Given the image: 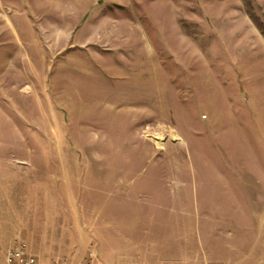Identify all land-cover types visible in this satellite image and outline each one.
Listing matches in <instances>:
<instances>
[{
  "label": "rangeland",
  "instance_id": "1",
  "mask_svg": "<svg viewBox=\"0 0 264 264\" xmlns=\"http://www.w3.org/2000/svg\"><path fill=\"white\" fill-rule=\"evenodd\" d=\"M0 161L65 196L80 264L141 262L143 232L100 224L115 197L185 208L188 249L257 239L264 0H0Z\"/></svg>",
  "mask_w": 264,
  "mask_h": 264
},
{
  "label": "crops",
  "instance_id": "2",
  "mask_svg": "<svg viewBox=\"0 0 264 264\" xmlns=\"http://www.w3.org/2000/svg\"><path fill=\"white\" fill-rule=\"evenodd\" d=\"M42 182V177L36 174L32 176L19 168L17 162L7 164L0 161V264H17L10 263L7 254L20 243L27 245L28 254L36 259L35 264L81 263L84 254H81L78 243L79 256L75 259V248L69 239L71 232L69 222L64 220L63 212L59 209L63 203L60 200L65 196L60 197L52 183H48L43 194ZM66 198L69 199L68 196ZM114 199L116 201L109 204L115 205L116 211L114 213L107 211L111 208L105 204L101 210L104 215L100 224L117 235L139 231L145 234L146 245L138 246L137 250L138 254L144 256L141 262L137 260L135 264H187L186 257L190 258L191 264H197L196 257L202 251L215 252L225 257L224 261L228 264H264V230H257L258 238L256 239V236L253 241L239 240L231 246L212 243L205 250L202 246L188 249L186 241H181L182 236L186 239L185 208L159 205L157 213L147 211L146 214H139V205L133 203L125 205L117 201L119 198ZM153 206L148 204L149 208ZM168 224L177 233L174 239L162 235ZM219 227L218 224L212 226L216 229ZM71 230L74 231L73 228ZM250 231H253L251 227H242L243 233ZM153 233H157L156 236H153Z\"/></svg>",
  "mask_w": 264,
  "mask_h": 264
},
{
  "label": "built area",
  "instance_id": "3",
  "mask_svg": "<svg viewBox=\"0 0 264 264\" xmlns=\"http://www.w3.org/2000/svg\"><path fill=\"white\" fill-rule=\"evenodd\" d=\"M28 248L25 243H20L19 246L13 250H10L7 254V260L11 262H15L17 264H35L36 259L30 256L27 252ZM93 258V254L90 255ZM88 259L85 264H91L93 259ZM91 260V261H89Z\"/></svg>",
  "mask_w": 264,
  "mask_h": 264
}]
</instances>
